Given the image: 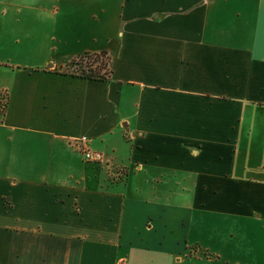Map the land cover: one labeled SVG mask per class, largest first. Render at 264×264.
Wrapping results in <instances>:
<instances>
[{"label":"crops","instance_id":"1","mask_svg":"<svg viewBox=\"0 0 264 264\" xmlns=\"http://www.w3.org/2000/svg\"><path fill=\"white\" fill-rule=\"evenodd\" d=\"M12 44L0 264H185L191 225L264 264V0H0ZM100 50L106 78L64 68Z\"/></svg>","mask_w":264,"mask_h":264},{"label":"rangeland","instance_id":"2","mask_svg":"<svg viewBox=\"0 0 264 264\" xmlns=\"http://www.w3.org/2000/svg\"><path fill=\"white\" fill-rule=\"evenodd\" d=\"M9 26L6 25V23H3L2 31L5 33L4 34L5 37L10 36V33H13V31L26 32L29 30V27H30V25L27 23L26 20H22L21 22H13V24H10ZM52 42L55 43V40H53ZM13 45L15 44H12L11 48H9L8 50L3 49L0 52V59L7 57L9 58V60L13 62H16V61L23 62L25 60H31L34 58V57L32 58L31 55L23 53L19 45L15 47ZM40 49H42V47ZM47 52L48 50L45 51V53ZM57 52L58 51L51 53L55 61H56V58H59L61 56L60 53H57ZM34 55H38V52H35ZM92 58L93 56L89 57V56L84 55L83 57L82 56L78 57L77 55L73 57L74 62L73 63L68 62L69 64L65 65L64 68L74 71L78 65L80 64L82 65L84 64L83 62L88 61V60L91 61L93 64L99 63L100 61L99 58L95 60H93ZM4 69H6V66H4L3 64H0V82L3 80V77H4L3 75L1 76V72H4ZM0 107H1V101H0ZM181 186L182 185H179L180 188ZM178 201L179 202L183 201V197L181 195L179 196ZM202 228L203 226L201 225H198V227L196 226V228L193 225H191L189 241L193 239H197V240H200L199 242L201 244H197L196 242H194V243H189L187 245L186 243L185 244L186 246L184 248L183 247L181 248L180 254L186 257V261L184 262L185 264H207V259H208L207 256H209L211 253L208 252L206 245H205V241H203L204 235L202 233ZM212 264H222V263H220L219 260H217V261H214Z\"/></svg>","mask_w":264,"mask_h":264},{"label":"trees","instance_id":"3","mask_svg":"<svg viewBox=\"0 0 264 264\" xmlns=\"http://www.w3.org/2000/svg\"><path fill=\"white\" fill-rule=\"evenodd\" d=\"M84 55L89 56V57L93 56V58H92L93 60L99 58L100 61L97 64H93L89 60L85 61V62H83L84 64L78 65L73 72L80 75V76L88 77L91 79H104V78H106L108 73H109V69L106 66L107 55H106L105 51L100 50L98 52H84V53L79 54L78 57H80V56L83 57ZM73 62H74V60H73V58H71L69 63H73ZM6 100H7L6 91L0 90V101H1L0 115H2L4 112Z\"/></svg>","mask_w":264,"mask_h":264},{"label":"built area","instance_id":"4","mask_svg":"<svg viewBox=\"0 0 264 264\" xmlns=\"http://www.w3.org/2000/svg\"><path fill=\"white\" fill-rule=\"evenodd\" d=\"M78 138L81 142H83L86 137L84 135H81ZM81 150H82L83 157L87 160L98 161L101 157V153L99 151L90 150L84 146H81Z\"/></svg>","mask_w":264,"mask_h":264}]
</instances>
